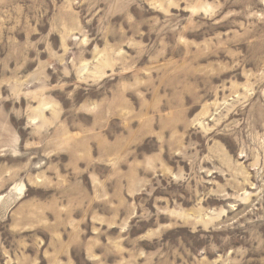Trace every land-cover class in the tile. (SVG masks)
I'll return each instance as SVG.
<instances>
[{
  "label": "rangeland",
  "instance_id": "obj_1",
  "mask_svg": "<svg viewBox=\"0 0 264 264\" xmlns=\"http://www.w3.org/2000/svg\"><path fill=\"white\" fill-rule=\"evenodd\" d=\"M0 264H264V0H0Z\"/></svg>",
  "mask_w": 264,
  "mask_h": 264
}]
</instances>
